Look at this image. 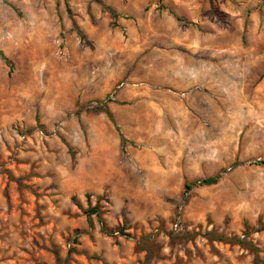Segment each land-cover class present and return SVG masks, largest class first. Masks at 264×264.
<instances>
[{
    "label": "rangeland",
    "instance_id": "obj_1",
    "mask_svg": "<svg viewBox=\"0 0 264 264\" xmlns=\"http://www.w3.org/2000/svg\"><path fill=\"white\" fill-rule=\"evenodd\" d=\"M263 261L264 0H0V264Z\"/></svg>",
    "mask_w": 264,
    "mask_h": 264
},
{
    "label": "trees",
    "instance_id": "obj_2",
    "mask_svg": "<svg viewBox=\"0 0 264 264\" xmlns=\"http://www.w3.org/2000/svg\"><path fill=\"white\" fill-rule=\"evenodd\" d=\"M4 58L7 59L5 56H4ZM105 111L112 118L111 111L108 108H106ZM121 137H122V139L124 141L125 140L124 137L123 136H121ZM219 178H220V173H217V174L212 175V176L204 177V178H201V179H197V180H195V181H193L191 183H187L186 184V188L189 189V188H191L195 184H213V183L218 182L219 181ZM91 211H92V213H96L98 215V217L100 218V221H101L102 225L105 226L104 219L102 218V211L99 209V207H94V208L91 209ZM263 264H264V261H263Z\"/></svg>",
    "mask_w": 264,
    "mask_h": 264
},
{
    "label": "clouds",
    "instance_id": "obj_3",
    "mask_svg": "<svg viewBox=\"0 0 264 264\" xmlns=\"http://www.w3.org/2000/svg\"><path fill=\"white\" fill-rule=\"evenodd\" d=\"M107 106H108V100L101 98L99 101H91L89 103L84 104L83 105V108L86 111L88 108H91V107H107ZM73 116H75V113H73ZM82 121L84 122V128H83V131L81 133V140L83 139V136L85 134H87L88 131H89L88 124H87V118L86 117H83L82 118ZM77 127H79V126H77ZM119 147L121 149V152H120L121 158H123V156H124V153H123V144H121ZM80 151L81 152L85 151V148H84V146H83L82 143L80 144Z\"/></svg>",
    "mask_w": 264,
    "mask_h": 264
}]
</instances>
